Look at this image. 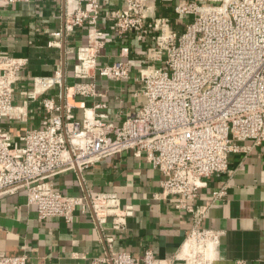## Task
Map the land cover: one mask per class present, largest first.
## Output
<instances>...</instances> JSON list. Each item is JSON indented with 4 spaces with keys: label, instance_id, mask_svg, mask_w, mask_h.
Listing matches in <instances>:
<instances>
[{
    "label": "built area",
    "instance_id": "built-area-1",
    "mask_svg": "<svg viewBox=\"0 0 264 264\" xmlns=\"http://www.w3.org/2000/svg\"><path fill=\"white\" fill-rule=\"evenodd\" d=\"M30 0H0V10ZM42 1V0H34ZM150 0H122L125 9L113 15L120 36L143 32ZM65 30L89 20L97 24L100 0H66ZM177 13L193 19L182 34L163 24L156 36V55L164 65L141 69V93L145 101L118 125L110 120L107 103L94 101L82 107L56 102L45 95L63 85V74L36 76L30 100L40 96L46 113L41 127L28 128L15 145L0 124V194L27 190L29 204L42 219H74L77 208L89 213L106 247L93 264H162L151 249L140 256L113 249L116 231L127 228L132 205L123 206L116 192L63 193L53 178L67 170L80 173L108 156L134 150L163 175L165 197L178 198V207L190 211L194 224L186 234L181 259L185 264H214L220 232L202 227L207 207L192 202L207 179L229 172L233 154H247L264 143V0H200L177 5ZM61 31L55 35H61ZM102 32L91 30L89 41L78 50L77 81L67 89L84 97H97L96 76L115 80L130 77V62L123 58L110 64L98 61L104 42ZM124 46L122 54L128 56ZM27 65L24 57L0 50V121L20 119L24 107L14 101L15 87ZM225 190L216 192L217 197ZM0 264H36L27 254H0Z\"/></svg>",
    "mask_w": 264,
    "mask_h": 264
},
{
    "label": "crops",
    "instance_id": "crops-1",
    "mask_svg": "<svg viewBox=\"0 0 264 264\" xmlns=\"http://www.w3.org/2000/svg\"><path fill=\"white\" fill-rule=\"evenodd\" d=\"M200 0H150L146 7L147 25L143 32L122 36L116 31L113 15L125 9L122 0H100L97 24L86 20L72 30H65L69 19L66 0L23 1L0 10V50L14 57H24L27 65L15 87L14 101L24 107L20 119H2L3 126L21 145L28 128L41 127L46 113L42 98L49 95L56 102L73 104L77 116L82 107L94 101L107 103L110 120L122 124L145 101L141 93V69L161 67L164 54H156V36L163 24L182 34L193 15L177 13V5ZM102 32L104 45L98 61L110 64L123 58L130 62V77L115 80L96 76L97 97L74 94L78 50L89 41L91 30ZM61 31V35H55ZM129 48L124 57L122 48ZM63 74V85L30 100L36 76ZM163 175L146 159L145 154L126 150L89 165L81 173L67 170L57 174L53 183L63 193L82 195L90 192H116L123 206L132 205L127 228L116 231L108 223L105 231L114 236L113 249L140 256L153 250L162 264H185L181 259L186 234L194 224L193 214L178 207L177 197H165ZM192 202L206 206L201 221L204 228L220 232L214 264H264V143L247 154H233L229 172L207 179ZM225 190L221 197L216 192ZM27 254L36 264H93L106 254L101 234L89 213L77 208L72 221L62 217L42 219L35 205L29 204L27 190L0 194V254ZM107 264V263H101Z\"/></svg>",
    "mask_w": 264,
    "mask_h": 264
}]
</instances>
